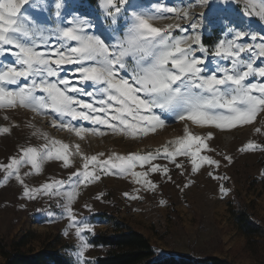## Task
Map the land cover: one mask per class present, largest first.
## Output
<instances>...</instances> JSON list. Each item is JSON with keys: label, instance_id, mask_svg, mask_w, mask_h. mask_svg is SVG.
Returning a JSON list of instances; mask_svg holds the SVG:
<instances>
[{"label": "snow or ice", "instance_id": "obj_1", "mask_svg": "<svg viewBox=\"0 0 264 264\" xmlns=\"http://www.w3.org/2000/svg\"><path fill=\"white\" fill-rule=\"evenodd\" d=\"M71 2L0 0V109L22 107L41 115L54 113L53 125L77 136L84 132L103 135L105 128L132 137L147 135L164 126L165 113L186 122L185 136L176 141L175 151L166 147L162 152L116 155L105 161L97 156L84 157L87 162L83 170L67 182L54 180L40 188H29L20 174L26 166L38 174L44 162L52 159L69 167V145L59 141L52 140L51 146L23 148L9 163L0 164L4 181H18L24 198L63 197V211L81 240L79 256L83 257L89 247L83 233L91 227L78 220L72 208L81 185L99 180L101 174L130 175L134 183L155 191L158 184L148 178L150 174L159 173L171 180L167 164L153 163L161 157L178 169L183 166L176 157H189L193 173L204 165L219 168L220 161L202 154L211 151L206 141L213 138L212 133L194 135L187 124L231 130L252 123L264 112V82H260L264 80V61L256 65L264 57V37L252 44L245 37L256 41L255 34L242 29L229 31V38L218 41L210 51L202 42L204 26L200 22L208 17H190L188 11L169 5L167 0H154L147 7L132 0H97L95 17L78 7L69 9ZM208 2L201 0V4ZM191 6L190 2L184 7ZM260 8L257 15L264 18V0H260ZM168 14L188 23L184 27L168 25L176 34L150 23ZM100 15L109 22L110 33L105 32L102 22L97 23ZM49 16L55 19L54 28L47 27ZM117 32L119 36L114 35ZM252 77L257 79L250 81ZM89 87L93 90H87ZM81 95L93 97L95 103L79 99ZM96 96L100 98L95 100ZM85 123L93 127H85ZM10 131V127H0V133ZM257 149L264 151V146L249 142L240 151ZM224 159L231 161L229 156ZM137 166L147 170L137 172ZM221 191L226 192L224 188Z\"/></svg>", "mask_w": 264, "mask_h": 264}, {"label": "rangeland", "instance_id": "obj_2", "mask_svg": "<svg viewBox=\"0 0 264 264\" xmlns=\"http://www.w3.org/2000/svg\"><path fill=\"white\" fill-rule=\"evenodd\" d=\"M132 2L147 7L154 0ZM190 2L192 6L185 8ZM167 3L188 11L190 17L192 14L208 17L200 22L204 26L202 42L210 51L218 41L229 38V31L242 29L255 34L256 41L245 37L252 44L261 42L260 38L264 37V18L257 15L261 11L260 0H230L226 4L220 0H214V3L209 0L205 4H201V0H167ZM75 7L93 17L98 15V5L91 0H72L69 9ZM48 20L47 27L54 28L55 19L49 16ZM100 22L105 32L110 33L111 26L103 15L97 21ZM150 23L176 34V29H168V25L178 23L184 27L188 21L168 14ZM262 61L264 57L259 58L256 65ZM65 67L71 69L74 66ZM68 75L71 76V72ZM255 79L252 77L250 81ZM87 90L93 89L89 87ZM78 98L95 103L93 97L81 95ZM99 98L96 96L95 100ZM163 115L166 119L164 126L147 135L132 137L105 128L102 129L103 135L84 132L77 136L73 131L54 126V113L41 115L22 107L0 109V127L11 129L10 133H0V164L9 163L26 147L40 148L46 143L51 146L52 140L66 143L69 145V167L65 168L62 161L52 159L44 162L38 174L30 166L21 169L25 184L29 188H40L54 180L67 182L74 173L83 170V164L87 162L84 157L97 156L105 161L116 155L126 157L162 152L166 147L175 151L178 147L176 141L185 136L186 122L173 119L170 113ZM59 122L57 119V124ZM84 126L93 127L87 123ZM187 127L192 134L202 137L212 133L213 138L206 141L211 151L202 154L220 161L219 168L204 165L193 173L189 157H176V162L183 166L181 169L161 157L153 163L167 164L171 180L159 173L150 174L148 178L158 184L155 191L134 183L130 175L101 174L99 180L81 185L72 208L77 219L91 227V231L83 233L89 245L83 257L79 256L81 240L63 211V197L37 195L34 199L24 198L22 185L15 179L5 182V173L0 169V238L8 244L19 241L26 250H60L74 264H94L93 260L103 255L106 249L92 244V236L132 227L149 238L158 254L215 255L231 264H264V237L249 239L237 222V211L242 208L264 227V151H240L249 142L264 146V112L258 113L252 123L231 130L191 123ZM225 156L231 157V161H226ZM146 170L147 167L135 168L137 172ZM210 173L224 179H214ZM125 193L138 198H126ZM4 263L0 254V264Z\"/></svg>", "mask_w": 264, "mask_h": 264}, {"label": "trees", "instance_id": "obj_3", "mask_svg": "<svg viewBox=\"0 0 264 264\" xmlns=\"http://www.w3.org/2000/svg\"><path fill=\"white\" fill-rule=\"evenodd\" d=\"M91 2L96 4L97 0ZM237 222L249 239L264 237L262 224L252 219L245 209L239 208L237 211ZM90 241L106 249L103 255L93 260L94 264H231L229 260L215 255L158 254L149 238L132 227L113 233H97ZM0 254L4 257V264H74L60 250H26L19 241L8 244L1 238Z\"/></svg>", "mask_w": 264, "mask_h": 264}]
</instances>
